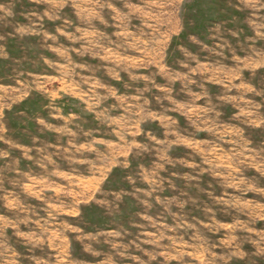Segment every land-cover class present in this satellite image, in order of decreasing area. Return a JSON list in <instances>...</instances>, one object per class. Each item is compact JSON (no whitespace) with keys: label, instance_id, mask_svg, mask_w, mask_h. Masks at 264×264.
I'll list each match as a JSON object with an SVG mask.
<instances>
[{"label":"rangeland","instance_id":"rangeland-1","mask_svg":"<svg viewBox=\"0 0 264 264\" xmlns=\"http://www.w3.org/2000/svg\"><path fill=\"white\" fill-rule=\"evenodd\" d=\"M0 264H264V0H0Z\"/></svg>","mask_w":264,"mask_h":264}]
</instances>
